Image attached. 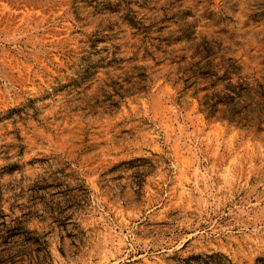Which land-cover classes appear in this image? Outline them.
I'll return each mask as SVG.
<instances>
[{
    "label": "rangeland",
    "instance_id": "374dc122",
    "mask_svg": "<svg viewBox=\"0 0 264 264\" xmlns=\"http://www.w3.org/2000/svg\"><path fill=\"white\" fill-rule=\"evenodd\" d=\"M0 264H264V0H0Z\"/></svg>",
    "mask_w": 264,
    "mask_h": 264
}]
</instances>
